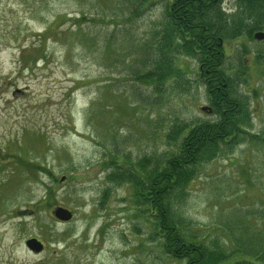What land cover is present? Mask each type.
Returning <instances> with one entry per match:
<instances>
[{"label": "rangeland", "instance_id": "374dc122", "mask_svg": "<svg viewBox=\"0 0 264 264\" xmlns=\"http://www.w3.org/2000/svg\"><path fill=\"white\" fill-rule=\"evenodd\" d=\"M124 1L0 0V264H184L162 250L128 187L106 179L107 161L160 154L173 122L216 116L191 55L177 54L182 73L161 86L136 77L156 57L170 0L135 13ZM224 51L228 67L243 59L247 68L233 87L249 121L237 144L197 165L174 208L197 237L228 247V229L242 246L249 238L237 224L264 226V38L227 39ZM56 206L72 218L58 220ZM31 237L41 251L26 246Z\"/></svg>", "mask_w": 264, "mask_h": 264}, {"label": "trees", "instance_id": "16d2710c", "mask_svg": "<svg viewBox=\"0 0 264 264\" xmlns=\"http://www.w3.org/2000/svg\"><path fill=\"white\" fill-rule=\"evenodd\" d=\"M222 1L170 0L152 66L136 75L139 80L161 86L173 77H180L182 71L173 63L178 53L195 57L198 75L216 118L197 122L190 128L186 122H173L165 136L171 141L166 151L144 155L136 161L126 160L125 165L110 159L105 177L116 184L123 182L128 187L129 201L150 213L153 233L169 256L184 264H264V226L250 230L245 229L248 225L237 224L247 231L249 243L239 246L241 233L230 228L228 247H221L216 240L209 243L197 237L189 220L179 217L174 208L185 197L188 183L197 174V165L217 155L222 146L231 149L237 144L242 139L243 125L249 121L247 103L236 96L233 87L234 78L245 80L242 77L247 68L243 59L236 67L226 65L224 43L245 35L252 39L257 30L264 29V0H234L231 12L222 9ZM148 2L126 0L123 5L132 7L131 12L135 13ZM74 20L79 22V18ZM260 56L257 52L255 60ZM17 161L26 168L47 171L22 158ZM108 190V187L103 190L100 203L105 201ZM51 194L49 190L48 195Z\"/></svg>", "mask_w": 264, "mask_h": 264}, {"label": "water", "instance_id": "95a60500", "mask_svg": "<svg viewBox=\"0 0 264 264\" xmlns=\"http://www.w3.org/2000/svg\"><path fill=\"white\" fill-rule=\"evenodd\" d=\"M253 36L256 39L261 40L262 38H264V32L263 31H256L253 34ZM205 108H207L208 110H211L210 107H208V106H202V109H205ZM63 178H64V176H61L60 179H63ZM52 214L57 219L62 220V221H68L72 217V211L66 207H63V206H56L52 210ZM25 244L30 250H32L34 252L41 251V249L43 247L42 243L34 237H31V238H28L27 240H25Z\"/></svg>", "mask_w": 264, "mask_h": 264}]
</instances>
